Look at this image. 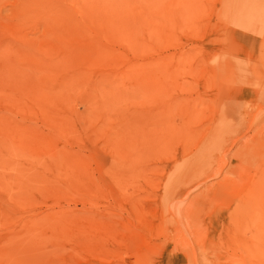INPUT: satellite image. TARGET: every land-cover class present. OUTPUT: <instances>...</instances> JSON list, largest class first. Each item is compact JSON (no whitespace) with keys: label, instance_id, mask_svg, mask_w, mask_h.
Masks as SVG:
<instances>
[{"label":"rangeland","instance_id":"374dc122","mask_svg":"<svg viewBox=\"0 0 264 264\" xmlns=\"http://www.w3.org/2000/svg\"><path fill=\"white\" fill-rule=\"evenodd\" d=\"M0 264H264V0H0Z\"/></svg>","mask_w":264,"mask_h":264}]
</instances>
